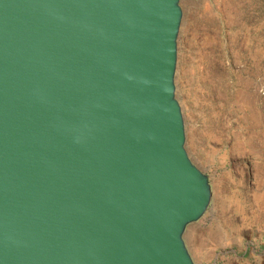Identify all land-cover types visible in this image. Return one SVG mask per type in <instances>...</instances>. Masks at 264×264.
<instances>
[{"label": "water", "instance_id": "obj_1", "mask_svg": "<svg viewBox=\"0 0 264 264\" xmlns=\"http://www.w3.org/2000/svg\"><path fill=\"white\" fill-rule=\"evenodd\" d=\"M177 0H0V264H191L210 202L173 95Z\"/></svg>", "mask_w": 264, "mask_h": 264}, {"label": "rangeland", "instance_id": "obj_2", "mask_svg": "<svg viewBox=\"0 0 264 264\" xmlns=\"http://www.w3.org/2000/svg\"><path fill=\"white\" fill-rule=\"evenodd\" d=\"M173 95L210 202L181 241L191 264H264V0H177Z\"/></svg>", "mask_w": 264, "mask_h": 264}]
</instances>
